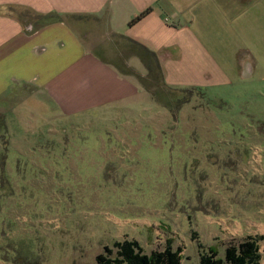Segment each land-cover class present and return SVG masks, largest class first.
Returning a JSON list of instances; mask_svg holds the SVG:
<instances>
[{"label": "rangeland", "instance_id": "1", "mask_svg": "<svg viewBox=\"0 0 264 264\" xmlns=\"http://www.w3.org/2000/svg\"><path fill=\"white\" fill-rule=\"evenodd\" d=\"M256 55L236 80L186 91L155 73L135 103L72 119L23 88L0 109V264H97L125 235L146 250L171 240L181 264H199V241L223 256L241 238L222 222H264V50Z\"/></svg>", "mask_w": 264, "mask_h": 264}, {"label": "crops", "instance_id": "2", "mask_svg": "<svg viewBox=\"0 0 264 264\" xmlns=\"http://www.w3.org/2000/svg\"><path fill=\"white\" fill-rule=\"evenodd\" d=\"M257 50H264V0H0V109L23 88L64 119L135 103L147 95L152 52L165 84L205 89L236 80L243 65H256ZM253 216L221 226L230 239L264 236ZM144 234L154 239L156 230ZM138 242L146 253L163 248Z\"/></svg>", "mask_w": 264, "mask_h": 264}, {"label": "trees", "instance_id": "3", "mask_svg": "<svg viewBox=\"0 0 264 264\" xmlns=\"http://www.w3.org/2000/svg\"><path fill=\"white\" fill-rule=\"evenodd\" d=\"M148 11L136 16L130 24L139 20ZM151 53V51H150ZM153 53V52H152ZM151 53V57L153 54ZM148 58L146 65L148 68L147 78L143 79V84L148 83V78L156 74L162 76L160 64L156 57ZM162 81V79H161ZM148 91L153 88L145 86ZM197 90L187 89L186 91ZM186 100H182L180 105ZM264 239L263 235H250L244 239L225 245L223 256H219L216 246L209 245L205 248L202 242L197 243L199 250V264H260L262 255L259 249L260 242ZM171 240L165 243L162 249H155L146 253L136 238H125L124 240L113 241L111 245H104L103 251L95 256L97 264H181L183 258L182 247H173Z\"/></svg>", "mask_w": 264, "mask_h": 264}, {"label": "bare ground", "instance_id": "4", "mask_svg": "<svg viewBox=\"0 0 264 264\" xmlns=\"http://www.w3.org/2000/svg\"><path fill=\"white\" fill-rule=\"evenodd\" d=\"M263 264H264V261H263Z\"/></svg>", "mask_w": 264, "mask_h": 264}]
</instances>
